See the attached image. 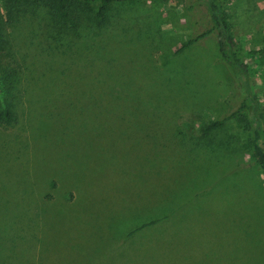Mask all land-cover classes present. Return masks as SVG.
I'll list each match as a JSON object with an SVG mask.
<instances>
[{
	"label": "rangeland",
	"instance_id": "374dc122",
	"mask_svg": "<svg viewBox=\"0 0 264 264\" xmlns=\"http://www.w3.org/2000/svg\"><path fill=\"white\" fill-rule=\"evenodd\" d=\"M30 10L7 27L20 79L0 127V264H264L251 130L202 133L244 83L214 35L175 52L209 28L203 1L122 2L73 44L41 42ZM225 10L242 48L264 44V0ZM249 87L264 124L262 73Z\"/></svg>",
	"mask_w": 264,
	"mask_h": 264
},
{
	"label": "trees",
	"instance_id": "16d2710c",
	"mask_svg": "<svg viewBox=\"0 0 264 264\" xmlns=\"http://www.w3.org/2000/svg\"><path fill=\"white\" fill-rule=\"evenodd\" d=\"M135 0H0V127L11 125L16 121V93L19 76V66L13 60L12 42L7 27L19 18L27 7L31 12H40L39 40L45 44H73L82 39L81 30L88 22H103L111 8L122 2ZM210 26L204 32L186 39L175 50L180 53L189 49L199 39L214 35L219 59L225 62L238 78L244 83L245 93L238 99L237 107L220 119L202 127L203 134H209L224 125L231 118L240 123L243 128L251 130L250 142L255 163L264 173V124L256 113L255 94L251 93L249 77L255 71L264 77V44L256 48H242L236 41L231 24L227 17L225 6L229 0H202ZM192 7H187L190 10ZM250 109L249 121L243 112ZM252 123V127L248 124ZM164 217L143 222L128 235L158 223Z\"/></svg>",
	"mask_w": 264,
	"mask_h": 264
}]
</instances>
